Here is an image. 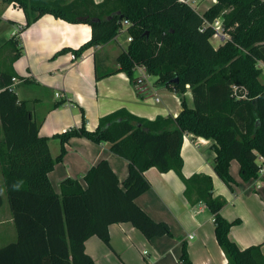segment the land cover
Instances as JSON below:
<instances>
[{
	"label": "trees",
	"instance_id": "obj_1",
	"mask_svg": "<svg viewBox=\"0 0 264 264\" xmlns=\"http://www.w3.org/2000/svg\"><path fill=\"white\" fill-rule=\"evenodd\" d=\"M1 1L22 8L26 16L22 28L46 13L69 23L89 24L88 42L75 51L58 52H72L75 57L114 39L122 22L128 21L126 33L131 41L117 56L118 67H96L95 79L124 73L134 83V71L141 67L159 85L176 93L183 94L189 86L193 106L188 107L182 98L176 117L154 120L119 109L101 117L92 131L86 129L79 109L80 125L52 137L59 140L60 150L51 158L48 138L39 136L41 122L10 88L17 78L11 64L21 55L18 42L10 39L12 56L0 70V173L16 239L0 247V264H94L84 243L96 236L109 246L108 228L117 223L131 224L147 240L171 236L167 223L152 220L135 203L150 188L144 172L152 167L161 173L174 171L184 184L189 204L207 207L227 264H264L260 245L241 250L229 239L230 229L240 220L221 216L226 201L213 195L209 175L184 177L180 155L186 134L202 137L212 141L214 173L230 191L235 183L229 172L232 160L239 164L242 181L260 178L252 151L264 155V84L259 80V63L264 65V0H215L202 15L178 0H103L98 5L92 0L66 5ZM219 17L229 38L215 49L210 39L215 35L212 23ZM74 137L106 143L112 153L127 161L122 187L108 162L101 159L83 176L85 187L66 178L58 193L51 189L46 176L62 161L65 145ZM178 261L192 264L185 242Z\"/></svg>",
	"mask_w": 264,
	"mask_h": 264
},
{
	"label": "crops",
	"instance_id": "obj_2",
	"mask_svg": "<svg viewBox=\"0 0 264 264\" xmlns=\"http://www.w3.org/2000/svg\"><path fill=\"white\" fill-rule=\"evenodd\" d=\"M34 1L66 5L73 0ZM211 1L202 13L187 3L202 15L215 2ZM102 2L103 0H92L94 5ZM25 24L26 16L22 8L0 0V55L6 57L3 51L7 49L11 57L9 40L18 42L16 47L20 49L21 55L11 64L18 80L13 85V91L19 100L27 102L34 119L41 122L39 136L48 138L47 147L51 158H55L60 150L59 140L52 137L80 125L79 109L83 110L86 129L92 131L101 117L119 109L154 120L159 116L176 117L182 109V98L188 107L193 106L189 86H186L183 94H179L159 85L156 77L155 81L149 82L144 76L140 84L132 83L124 73L95 79L96 67L101 70L118 67L116 58L129 43L128 37L125 39L123 36L126 28L120 30L108 43L92 47L79 58L71 59L72 52H58L63 49L75 51L88 42L91 38L89 24L69 23L48 13L40 16L30 26L22 28ZM228 38L227 34L213 36L210 43L217 49ZM0 64V70L5 69L2 61ZM259 66L263 75V63L260 62ZM138 69L134 71V79L141 77ZM140 69L146 73L144 68ZM259 80L264 84L261 76ZM60 101H64V104L55 107L54 104ZM65 150L62 161L54 165L46 176L54 192H59V185L66 178L76 179L85 187L83 176L101 159L108 162L122 187L128 174V163L112 153L108 144H97L85 138L74 137L65 145ZM253 151L258 157L262 156L256 150ZM180 155L184 177L188 178L193 174L209 175L212 178L213 195L226 201L220 211L221 216L228 221L240 220V224L230 229L229 239L241 250L260 245V251L264 255V173L258 180L244 182L239 176L238 162L232 160L229 172L235 183L233 191H230L214 173L215 152L212 141L186 134ZM262 158L261 161L257 158L258 167L264 166V155ZM144 176L149 181L150 188L138 196L135 203L152 220L167 223L171 236L147 240L129 223L112 224L108 228L109 246L96 236L84 243L85 252L93 263L180 264L178 258L182 243L185 242L192 264H227L228 261L215 239L212 214L203 203L194 206L189 204L184 197V184L175 172L161 173L152 167L144 172ZM252 187L254 194H241ZM15 239L13 219L7 213L0 219V240L9 244Z\"/></svg>",
	"mask_w": 264,
	"mask_h": 264
},
{
	"label": "rangeland",
	"instance_id": "obj_3",
	"mask_svg": "<svg viewBox=\"0 0 264 264\" xmlns=\"http://www.w3.org/2000/svg\"><path fill=\"white\" fill-rule=\"evenodd\" d=\"M188 2L190 3V4H192L194 7H195V9H197L200 13H202L203 12V10L209 5V3H212V1L210 0V1H207V0H188ZM123 36L125 37V39H126V37H128L129 35H128V33H124L123 34ZM220 36V35H219ZM3 53L4 54H6V57H4L3 58V56L2 55H0V61H2L3 62V66H5L6 65V62H9V59H10V56H9V53H8V50L7 49H5L4 51H3ZM79 58V57H78ZM2 65L0 64V67H1ZM139 70V71H138ZM137 70V72L138 73H140V76H145L146 78H147V80L149 81V82H153V81H155V77L154 76H151L150 78H149V76H148V74H146L144 71H143V69H138ZM138 76H139V74H138ZM261 80L262 81H264V74L263 75H261ZM134 83H136V79H134ZM76 111L78 112L79 110H78V107L76 108ZM2 137H3V131H2V124H1V121H0V140L2 139ZM252 154H253V156H254V163H255V165H258L259 164V162H258V154L255 152V151H252ZM260 155H262V154H260ZM263 156V155H262ZM0 183H1V187H0V195L2 196V198H3V206H2V208H1V210H0V219L1 218H3L4 217V215L5 214H11V212H10V209H9V205H8V202H7V200H6V195H5V191H4V189H3V182H2V176H1V173H0ZM254 187H252V189L251 190H249V191H245L244 193H242L241 192V194L242 195H244V196H248V194L249 193H255L254 192ZM5 244H7L6 243V241H1L0 240V247L1 246H4Z\"/></svg>",
	"mask_w": 264,
	"mask_h": 264
},
{
	"label": "built area",
	"instance_id": "obj_4",
	"mask_svg": "<svg viewBox=\"0 0 264 264\" xmlns=\"http://www.w3.org/2000/svg\"><path fill=\"white\" fill-rule=\"evenodd\" d=\"M178 1L182 2V3H187L188 2V0H178ZM222 22H223V19L221 17H219L212 23V27L215 30V35L214 36H216V37H218L219 35H221V36L224 35L223 29H222ZM128 26H129V22L128 21H123L121 30L124 29V28H127ZM127 41L130 42L131 39L128 37ZM70 57H71V59H76L74 54H71ZM137 68H140V67H137ZM143 78H144L143 76H141L140 78H136V83L137 84L142 83V79ZM16 82H18V80L13 78L12 79V84L10 86L11 89H13V85ZM57 96H59V95H57ZM258 159L261 161L263 158H262V156H259ZM262 173H264V166H259V174L261 175Z\"/></svg>",
	"mask_w": 264,
	"mask_h": 264
},
{
	"label": "water",
	"instance_id": "obj_5",
	"mask_svg": "<svg viewBox=\"0 0 264 264\" xmlns=\"http://www.w3.org/2000/svg\"><path fill=\"white\" fill-rule=\"evenodd\" d=\"M174 82H177V80H175Z\"/></svg>",
	"mask_w": 264,
	"mask_h": 264
}]
</instances>
